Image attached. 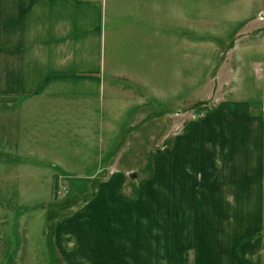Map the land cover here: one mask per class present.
<instances>
[{
	"label": "crops",
	"instance_id": "0c3cea01",
	"mask_svg": "<svg viewBox=\"0 0 264 264\" xmlns=\"http://www.w3.org/2000/svg\"><path fill=\"white\" fill-rule=\"evenodd\" d=\"M199 1L0 0V99L13 100L5 114L18 121L23 114L11 109L107 93L122 100V91L135 109L148 104L141 96L149 90L175 106L174 118L181 79L195 78L198 46L242 45L248 65L252 53L246 87L216 100L217 108H196L171 145L164 140L153 175L139 182L147 200L126 193L131 172L114 170L95 198L57 220L54 236L48 230L64 264H264V0ZM10 170L28 169L0 167ZM91 205L92 214L78 218ZM0 209V264H14L5 261L3 224L12 212ZM69 222L80 261L68 260ZM52 253L44 264H59Z\"/></svg>",
	"mask_w": 264,
	"mask_h": 264
},
{
	"label": "rangeland",
	"instance_id": "374dc122",
	"mask_svg": "<svg viewBox=\"0 0 264 264\" xmlns=\"http://www.w3.org/2000/svg\"><path fill=\"white\" fill-rule=\"evenodd\" d=\"M243 32L238 30L233 34ZM254 32L258 35L260 31L247 33ZM200 37L209 40L210 34L203 31ZM227 49L224 57L223 52ZM242 49V45L226 47L214 43L211 47L198 46L195 78L190 81L181 79V112L174 118L175 106L159 103L152 90L141 96L149 102L139 105L138 110V107H131V94L125 95L122 91V95H118L122 100L107 93L102 99L84 103L59 100L63 103L52 104L51 100L47 106L40 104L37 110L11 109V113L23 114L19 121L5 114L9 112L5 108L13 100L0 99V167L28 169L0 171V206L5 205L12 212L8 222L3 217L8 252L5 261L10 258L14 264L46 263L56 249L51 246L48 230L54 236L57 220L79 211L86 200L95 198L102 180L111 171L131 172V176L128 173L126 193L133 199L140 198L139 203L147 200L146 195L150 194L144 192L141 195L139 182L153 175L164 140L165 148L170 146L173 137L182 133L190 113L196 108H217L216 100L229 96L234 87H246V82L251 81V76L245 74L253 70L252 53L247 54L248 65L241 60L245 53L241 52ZM223 68L225 73L221 75ZM134 100L140 102L137 98ZM131 109L134 111L130 112ZM165 161L168 164L167 159ZM106 191L107 188L103 187L100 193ZM107 193L110 194L109 189ZM91 209L92 205L78 218L91 215ZM139 212L143 215L141 210ZM29 216L30 224H27ZM113 225L123 226L118 221ZM76 227L69 222V261H80L83 256L77 248L78 238L75 232L72 233ZM27 228L30 236L26 233ZM56 252L59 264H64L58 250Z\"/></svg>",
	"mask_w": 264,
	"mask_h": 264
},
{
	"label": "trees",
	"instance_id": "16d2710c",
	"mask_svg": "<svg viewBox=\"0 0 264 264\" xmlns=\"http://www.w3.org/2000/svg\"><path fill=\"white\" fill-rule=\"evenodd\" d=\"M57 257L55 256V259H56ZM55 259H54V261H55Z\"/></svg>",
	"mask_w": 264,
	"mask_h": 264
}]
</instances>
